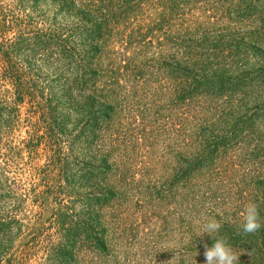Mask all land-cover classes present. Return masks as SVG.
<instances>
[{"label":"rangeland","instance_id":"374dc122","mask_svg":"<svg viewBox=\"0 0 264 264\" xmlns=\"http://www.w3.org/2000/svg\"><path fill=\"white\" fill-rule=\"evenodd\" d=\"M23 1L33 20L37 13L48 9L46 4L35 6V0ZM7 2L16 5L18 0ZM245 4L254 8L251 16L228 7L231 15L226 14L231 22L227 18L220 20L213 30L218 36L233 35L224 43V49L241 53L236 55L241 68H256L264 66L262 57L257 58L259 54L264 57V29L259 23L264 20V0H247ZM60 20L58 17L57 26ZM34 25L35 21H30L26 32ZM197 27L186 22L180 33L190 34ZM22 62V69L31 66L25 58ZM32 74L30 83L35 82L39 88L44 86V78L51 76L46 66H38ZM259 78L254 79L255 85L263 79ZM2 84L0 81V89ZM245 94L217 97L207 93L182 102V97L168 95L86 97L84 103L80 97H71L75 105L67 112L63 137L54 136V131L46 128L52 126L55 116L45 102L48 99L55 104L58 97H35L32 106L26 100L17 107L15 122L11 126L3 124L0 130V165L7 171L0 177V233L8 247L0 264H45V248L58 240L55 219L60 210L72 217V232L77 234L78 245H82V249L77 248L79 258L75 264H199L198 255L202 257L201 264H205L204 249L199 247L209 236L202 234L203 224L211 218L222 222L226 232L232 233L231 247L239 257H251L252 252L246 250L249 242L241 243L235 237L243 232L241 212L245 205L255 203L259 211L260 200L264 199V152L259 150L264 149V144L257 150L237 140L226 151L218 148L232 124H238L239 119L234 118L252 114L251 107L257 104L253 98L264 103V97H254L256 91ZM91 99L99 103L89 108ZM104 102L114 108L111 119L115 123L99 120L95 128L90 122L94 115L103 113ZM8 105L12 106L9 102ZM140 107H147L141 112L143 117L135 113ZM263 127L261 120H256L254 129L263 131ZM46 131L50 138L41 140L35 156L29 155L30 138ZM213 136L220 150L214 161H204L200 170L192 167L188 178L182 177L186 160L193 161L191 155L195 152L201 157ZM67 139L71 146H67ZM52 144L55 150L61 147L65 155L70 154V163L65 164L68 173L59 163L48 168L53 174L47 189L48 184L39 182L33 169L49 165L46 149ZM256 154L259 156L253 157ZM64 179L69 180L67 190L72 187L67 195L57 188L65 186ZM10 188H14L9 190L13 195L8 192ZM83 204L100 208L99 228L107 231L106 249L96 256L95 234L89 228L92 223L85 219ZM187 210L192 211V216L185 214ZM79 227L85 230L76 231Z\"/></svg>","mask_w":264,"mask_h":264},{"label":"trees","instance_id":"16d2710c","mask_svg":"<svg viewBox=\"0 0 264 264\" xmlns=\"http://www.w3.org/2000/svg\"><path fill=\"white\" fill-rule=\"evenodd\" d=\"M246 1L35 0V6L46 4L48 9L37 13L36 20H33L27 15L26 1L18 0L14 5V2L0 0V81L3 83L0 89V130L3 124L11 126V122L14 123L16 120L14 113L20 105L27 100L32 106L35 97H58L54 101L55 104L50 103L52 101L48 99L45 102L51 106L50 112L55 116L52 126L46 128L51 133L54 131L56 137L57 135L63 137L65 134L62 126L68 117L67 112L75 105L71 97H80L82 103L86 97L151 95L182 97L179 101L182 102L185 98L202 97L207 93L217 97H240V94L242 96L245 92L253 91H256L254 97H264V66L254 68L245 65L246 67L241 68L236 56L241 53H230L227 47L224 49V43L233 35L218 36L213 30L220 20L227 18L228 23L231 22L228 17L231 13H227L228 7L236 9V13L243 12L246 14L244 16H251L254 8L249 5L250 3L246 5ZM58 17L63 22H60L59 26L56 25ZM30 21H35V25L27 33ZM71 21L72 25L69 26L68 23ZM242 21L240 20V23ZM186 22L198 27L190 34H182L180 31ZM259 23L264 29V20ZM238 28L242 27L238 25ZM10 33H14L13 36L10 37ZM253 56L251 55V58H254ZM261 57L264 60L261 54L257 56L258 59ZM23 58L29 60L26 64L31 66L22 69V64H25L22 62ZM38 66H46L51 75L44 78L42 88L37 87L35 82L30 83L33 81L32 73ZM259 77L263 79L255 85L254 79H260ZM223 92L226 95H223ZM94 100L96 99H91L89 108L99 103ZM253 100L257 104L253 103L252 114L247 116L244 113L234 118V121L239 119L238 124H232L230 133H227L224 139H220L218 146L220 150L226 151V147L237 140L246 142L257 150L264 144V127L263 131L254 129L258 119L264 126V103H258L255 98ZM8 102L12 106L8 105ZM77 102L79 101H76V104ZM104 104L103 113L94 115L90 122L95 128L99 125V120L109 124L115 123V119L113 121L111 119L114 108L107 102ZM145 108L140 107L135 113L141 114ZM260 112L263 115L259 116ZM140 116L143 117L142 114ZM245 132L249 136H246ZM47 138H50L47 131L40 136L35 134L34 138L31 137L27 145L29 155L35 156L36 147L41 144V140ZM210 140L206 143L201 157L195 152L191 155L193 161L186 160L182 177L185 176L187 179L192 167L200 170L204 166V161H214L216 152L220 150L216 147L215 136ZM34 141L36 144L33 145ZM66 142L67 146H71L69 139ZM58 148L59 150H55L54 144L49 145L46 149L49 165L33 169L37 180L42 184H48L47 189L51 187L48 180L53 174L48 170L50 166L59 163L64 166V172H69L65 169V164L70 163L68 159L70 154L65 155L63 149ZM259 150L264 152V149ZM5 156H8V153ZM255 156L259 155L253 157ZM5 162L7 165L8 158H5ZM6 173L7 171L0 165V177ZM262 180L264 184V175ZM63 181L66 183L65 186L58 185L57 188L67 195L72 187L67 190L69 180ZM9 190L14 191V188L8 189L13 195ZM82 208L86 221L94 224L89 225V228L95 234L93 249L96 256L106 249L107 231L99 228L101 222L99 207L93 209L90 204L85 206L83 204ZM60 211L55 219L58 240L54 245H50L51 247L45 248V264H75L79 258L76 251L82 245H78L75 239L77 234L74 235L72 232V217L68 216L66 211ZM185 214L192 216L193 213L187 210ZM259 214L262 223L260 230L253 234L242 232L235 237L236 241L241 243L249 242L246 250L252 252L251 257H239V264H264V199L260 200ZM75 229L78 232L85 230L83 227ZM1 235L2 232L0 258L7 253L8 248L4 245V235L3 237ZM221 237L226 238L230 246L234 244L231 242L232 233L226 232L224 227L215 235L206 237L205 244L211 247L215 240ZM204 245L199 249H204ZM255 253L258 256H255ZM200 260L202 257L198 255L199 264L202 262Z\"/></svg>","mask_w":264,"mask_h":264},{"label":"clouds","instance_id":"9594fccd","mask_svg":"<svg viewBox=\"0 0 264 264\" xmlns=\"http://www.w3.org/2000/svg\"><path fill=\"white\" fill-rule=\"evenodd\" d=\"M241 216L244 233L253 234L262 227L258 206L255 203L246 204ZM221 227L222 225L218 220L211 218L203 224L202 234L207 233L211 236L212 233L218 232ZM203 256L205 264H239V256L227 239L223 237L216 239L211 247L205 244Z\"/></svg>","mask_w":264,"mask_h":264}]
</instances>
